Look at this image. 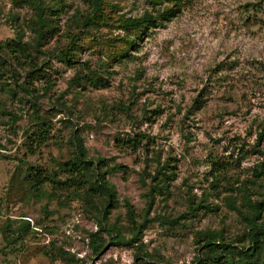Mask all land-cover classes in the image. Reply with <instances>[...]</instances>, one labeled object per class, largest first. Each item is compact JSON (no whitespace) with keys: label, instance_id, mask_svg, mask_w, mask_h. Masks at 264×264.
<instances>
[{"label":"rangeland","instance_id":"obj_1","mask_svg":"<svg viewBox=\"0 0 264 264\" xmlns=\"http://www.w3.org/2000/svg\"><path fill=\"white\" fill-rule=\"evenodd\" d=\"M43 1L56 12L48 13L51 38L41 53L32 54L40 72L25 79L28 67L0 53L8 59L0 67V264H196L197 233L222 230L227 240L240 236L242 222L225 197L227 189L253 178L264 161V0H187L174 17L144 30L107 74L100 73L108 86L96 90L70 84L74 70L48 52L65 47L74 34L80 47L74 51L76 61L99 73L110 50L99 41L123 35L111 21L154 15L166 5L104 0L108 26L84 30L80 21L90 0ZM32 18L30 8L0 0V42L16 34L30 41ZM197 95L201 109L186 114ZM154 109L158 112L150 113ZM42 120L45 142L30 154L27 136ZM135 134L142 136L135 148L116 145L117 139ZM73 135L87 160H105L101 169L107 171L104 178L114 188L116 204L104 229L112 226L129 239L135 225L143 223L132 245L114 244L111 233L96 224L99 205L70 190L49 184L42 196L29 194L25 168L62 179L57 163L69 158ZM210 161L225 168L215 193L209 190ZM113 165L123 166L124 173L111 172ZM164 165L166 188L158 191L152 178ZM250 195L259 199L263 190L254 188ZM201 198L211 212L192 214L189 208ZM20 220L29 232L7 244L4 223L14 228ZM91 234L104 243L96 255L89 246ZM136 246L148 257L135 259Z\"/></svg>","mask_w":264,"mask_h":264},{"label":"trees","instance_id":"obj_2","mask_svg":"<svg viewBox=\"0 0 264 264\" xmlns=\"http://www.w3.org/2000/svg\"><path fill=\"white\" fill-rule=\"evenodd\" d=\"M12 5L26 6L31 9L33 18L29 21V31L33 34L30 41H22L20 35H15V38L0 42V53L8 54V58L12 59L18 65L24 64L28 67L25 79L30 76L33 78L34 74L40 72V67L34 64L33 53H41L39 48L42 47L43 42L50 39L53 32L51 26L49 12H56L51 10L49 6L44 4L43 0H9ZM153 8L155 6L166 5L162 11L155 10L154 15L145 12L142 16L137 18H123L117 17L111 21L112 28L122 31L121 37L111 38L106 41H99L102 46H107L110 50L104 54L105 61L101 62L100 71L92 69L87 62L78 63L74 56V51L79 46L75 43L74 34L70 35L68 43L65 47L56 50L55 52H48L52 58L56 59L63 65L74 70V75L70 81L75 87L86 88L90 87L94 90L105 89L108 86L107 78L103 79L100 73L107 74L106 70L113 62H117L125 58L127 52L135 46V41L139 35L149 28L157 26L158 22L168 21L179 12V6L187 0H146ZM169 5V6H168ZM104 0H90L89 12L87 16L81 19L80 28L88 30L98 26H108V16L105 14ZM160 24V23H159ZM8 61V59H7ZM6 59L0 58V67L3 68ZM44 79V73L39 74ZM27 82V81H25ZM46 86H50V82H45ZM203 101L199 95L192 99L190 107L186 110V114L199 111L202 107ZM157 109L150 111L156 114ZM36 131L30 133L26 139V149L32 154L33 150L45 142L47 129L45 122L42 120L36 123ZM141 134H135L133 138L122 141L117 139L116 145L121 147L127 144L126 148H135L142 139ZM74 145L73 151L69 158L65 161L57 163L61 173L62 179L54 178V175L49 173H42L36 167H26L23 175V181L28 187V192L33 197L37 198L44 194L45 187L49 184L57 186V190H70L74 197L79 198L84 202H91V205H99L100 209L97 214L100 216L96 220V224L100 231L110 232V240L114 244L120 246H129L137 241V234L143 227V223L135 225L134 232L131 233V238L124 239L120 231L113 228L104 229L103 221L105 222L108 211L116 204L115 191L111 184H109L101 168H105L104 159H96L94 162L86 159L85 149L82 147L79 137L73 135ZM210 178L209 190L217 191V185L224 175V170L220 164L215 161H210ZM164 166L157 167L155 176L152 181L156 190L160 191L166 188L165 179L166 174L163 172ZM102 170V171H101ZM125 168L121 165H113L111 172L120 171L124 173ZM159 176V177H158ZM250 180L239 182L238 187L232 190H226L227 197H225L226 205L233 211L242 222V231L240 236L235 237L234 240H227L223 236L222 230H203L195 235L194 245L196 250L200 253L195 261L196 264H264V161L256 166L254 174ZM237 182V181H236ZM152 188V189H155ZM254 188L263 190V197L259 199H252L250 192ZM235 192L238 197L231 193ZM95 196L94 203L91 200ZM209 206L204 204L203 199L198 201L189 210L194 214V211L200 209L206 212H211ZM127 213L129 208L127 206ZM28 223L20 220L17 226L11 228L9 221L4 223V230L2 231L3 241L7 244L14 245L22 237L28 233ZM112 241V242H113ZM103 241L96 234L89 235L90 250L96 255L103 247ZM134 258L140 256L148 257L146 253H140L141 248L136 246Z\"/></svg>","mask_w":264,"mask_h":264}]
</instances>
